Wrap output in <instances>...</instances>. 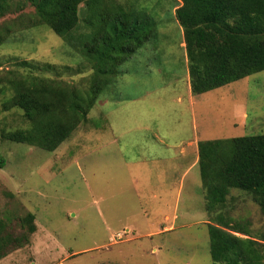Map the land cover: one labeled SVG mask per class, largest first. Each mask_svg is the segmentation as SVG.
Masks as SVG:
<instances>
[{"label":"rangeland","instance_id":"1","mask_svg":"<svg viewBox=\"0 0 264 264\" xmlns=\"http://www.w3.org/2000/svg\"><path fill=\"white\" fill-rule=\"evenodd\" d=\"M118 1L156 18L158 38L122 65L124 74L104 89L89 120L59 148L50 152L2 138L3 130L27 125L22 111H3L0 97V158L5 160L0 233L12 240L0 264H214L209 238L214 217L205 210L199 169L192 167L182 178L186 160L174 157L189 140L264 133V71L195 95L192 104L185 43L173 22L175 0ZM7 2L0 15V80L8 70L21 69L18 61L28 60L53 64L56 69L43 75L85 88L92 62L48 26H29L35 13L29 3ZM117 106L121 109L114 110ZM108 117L119 142H112ZM159 156L168 160L157 161ZM170 173L184 188L180 194L176 188L158 193L157 180ZM228 198L220 212L259 236L264 213L253 196L233 189ZM29 213L35 216L33 234L24 222ZM166 213H176L177 224L150 235L168 223ZM24 235L30 243L17 246Z\"/></svg>","mask_w":264,"mask_h":264},{"label":"trees","instance_id":"2","mask_svg":"<svg viewBox=\"0 0 264 264\" xmlns=\"http://www.w3.org/2000/svg\"><path fill=\"white\" fill-rule=\"evenodd\" d=\"M20 1L35 8L29 26H48L94 68L85 88L43 75L56 69L53 64L28 60L18 61L21 69L8 70L0 80L3 111H22L27 125L3 130L1 137L53 152L89 120L104 89L124 74L122 65L142 46L156 42L158 22L145 8L118 0ZM7 5L0 0V15ZM173 15L185 43L194 95L264 71V0H175ZM198 154L205 210L214 217L209 224L214 264H264V231L251 235L241 222L220 212L237 189L251 194L264 213V133L200 141ZM4 165L0 158V167ZM34 220L32 213L24 220L29 234L37 229ZM28 236L16 239L17 246L30 243ZM11 245L0 233V259Z\"/></svg>","mask_w":264,"mask_h":264},{"label":"crops","instance_id":"3","mask_svg":"<svg viewBox=\"0 0 264 264\" xmlns=\"http://www.w3.org/2000/svg\"><path fill=\"white\" fill-rule=\"evenodd\" d=\"M189 75V74H188ZM189 85H190V83H189ZM190 101H191V103L192 104H195V95L192 93V91H191V88H190ZM206 94V93H205ZM201 95H204V94H201ZM129 100H130V98L129 97H127ZM139 98H141V95H139V96H136V97H134V99L133 100H135V99H139ZM122 101H124V98H123V100H121V102ZM132 101V100H131ZM118 102H120V101H118ZM117 108L118 109H121V107L120 106H117L114 110H117ZM111 111H113L112 110V108H110V112ZM109 112V113H110ZM108 113V112H107ZM108 113V114H109ZM244 116L245 117H248L247 116V113L246 114H244ZM115 118V117H114ZM111 122V120L109 119V117H108V123H109V125H110V127H111V132L113 133V135H114V137H116L115 139H114V137L112 138V142H119V137L116 135V133L115 132H113L114 130H113V127H112V123H110ZM236 122L237 121H235V122H233L232 124L233 125H237L236 124ZM115 133V134H114ZM198 142H199V140L198 139H196V141L193 143L191 140H189V142L188 143H185L184 145H182V146H180V148H179V150H178V155L176 156V157H174V159H177L178 157H180L181 156V158L182 159H184V160H186V164H187V166H186V168H185V163H183L182 164V171H183V173H182V178H184L186 175H188V173H190V170L192 169V167H198V160H199V154H198ZM188 145V146H187ZM193 145H195L194 146V151H195V158H194V161H193V163L191 164L190 162H189V160H187V159H189V157H190V154H191V149H189L191 146H193ZM184 146H186V147H188V148H186V147H184ZM180 155V156H179ZM158 159H160V160H165V159H167V158H161L160 156L156 159L157 161H159ZM171 159H173V158H171ZM168 160V159H167ZM167 160H165V161H167ZM150 160H142V161H139V163H143V162H149ZM175 169H176V166H175V164L174 163H172V170H171V172L172 171H175ZM161 177V176H160ZM166 177H168V179L167 180H157L158 181V193H163V192H166V193H169V192H171V191H173V189L174 188H176V190H178V192H179V194H180V192L182 191V189L184 188V186H182V185H180L181 183L179 182V183H177V185H176V183H175V181L173 180V175L170 173V175H168V176H166ZM170 177H172V179H170ZM156 179H157V177H156ZM170 182V183H169ZM170 185V186H169ZM176 185V186H175ZM189 185V184H188ZM154 186H155V188L157 189V183H155L154 182ZM156 192H157V190H156ZM157 198H161V197H159V195L157 196ZM146 212V211H145ZM178 218H179V216L178 215H176V213L174 214V216H171L170 214H168V213H166L165 215H164V219H165V221L166 222H168V223H164L163 225H162V227H161V229H158V230H156V231H151L149 234L151 235V234H158V233H165V232H170L171 230H172V228L177 224V220H178Z\"/></svg>","mask_w":264,"mask_h":264},{"label":"bare ground","instance_id":"4","mask_svg":"<svg viewBox=\"0 0 264 264\" xmlns=\"http://www.w3.org/2000/svg\"><path fill=\"white\" fill-rule=\"evenodd\" d=\"M148 166V165H147ZM163 167V166H162ZM161 171V170H160ZM156 173V172H155ZM175 189V188H174Z\"/></svg>","mask_w":264,"mask_h":264}]
</instances>
